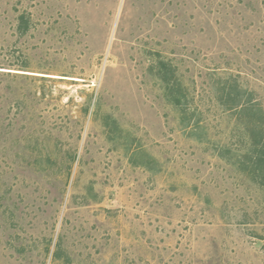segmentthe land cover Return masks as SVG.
I'll list each match as a JSON object with an SVG mask.
<instances>
[{"label": "rangeland", "instance_id": "374dc122", "mask_svg": "<svg viewBox=\"0 0 264 264\" xmlns=\"http://www.w3.org/2000/svg\"><path fill=\"white\" fill-rule=\"evenodd\" d=\"M0 264H264V0H0Z\"/></svg>", "mask_w": 264, "mask_h": 264}]
</instances>
